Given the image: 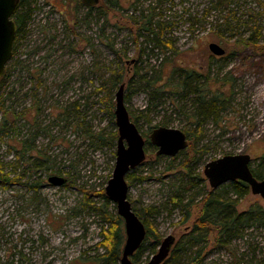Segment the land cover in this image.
<instances>
[{
	"label": "rangeland",
	"instance_id": "374dc122",
	"mask_svg": "<svg viewBox=\"0 0 264 264\" xmlns=\"http://www.w3.org/2000/svg\"><path fill=\"white\" fill-rule=\"evenodd\" d=\"M118 4L109 14L97 8L86 18L88 7L82 0L32 3V18L0 81L7 119L27 111L16 118L19 132L6 135L0 109V264H120V258L108 259L110 250L104 242V231L111 232L112 226L108 216L118 215L117 205L105 197L116 163L110 137L118 129L109 100L99 90L101 75L106 77L110 69L124 67L126 80H133L126 104L146 139L145 160L127 174L133 179L126 175L128 198L142 217L143 209H154L147 217L161 241L171 234L175 243L183 238L200 215L199 202L207 191L230 192V182L216 189L210 186L204 175L207 162L248 153L252 170L264 165V0H118ZM142 10L153 15L159 44L148 40L154 35L142 28ZM130 16L137 22L131 25ZM253 32L256 47L237 44L230 52L235 40ZM212 42L226 53L214 55L209 49ZM111 44L126 51L122 61ZM133 59L136 62L127 63ZM182 69L210 72V91H216L224 77L231 78L232 84L222 88L231 97L230 104L219 121L196 126L194 95L181 88L173 92L183 79ZM141 75L150 80L160 77L157 83L167 86L153 96ZM160 125L191 132L189 146L173 157H158L148 135ZM34 135L33 149L23 153V140ZM199 174L205 180L197 183L195 203L180 222L185 213L173 207L171 198L181 189L187 201L194 192L188 191V182ZM52 175L64 176L67 182L52 185L48 181ZM256 204L264 208V198L249 190L237 208L243 211ZM121 229L123 248L124 219ZM150 255L147 250L139 262ZM179 255L187 261L196 255L195 248ZM197 259L199 264H264V215L228 246L209 243Z\"/></svg>",
	"mask_w": 264,
	"mask_h": 264
},
{
	"label": "trees",
	"instance_id": "16d2710c",
	"mask_svg": "<svg viewBox=\"0 0 264 264\" xmlns=\"http://www.w3.org/2000/svg\"><path fill=\"white\" fill-rule=\"evenodd\" d=\"M35 1L36 0H21L20 6L16 14L14 15L15 22L18 25L14 54L17 50V42L24 35L25 27L28 21L32 18V14L35 9L32 8V3ZM223 1L224 0H220V2ZM116 6H119L118 0H101L97 6L88 7L86 18L89 17L91 15V12L97 8H102L103 14H109L116 10L114 9ZM136 9L138 8L135 7V10ZM129 18L131 25L137 22V20L133 16H130ZM140 18L143 22L142 28L148 33V35H154L152 38L148 36V40H155L159 44L161 41L157 38L158 32L153 27V15H144V10H142ZM129 21L127 20V22ZM155 24L158 25L160 29H162L160 22H156ZM254 35L255 32H253L245 39L235 40V42L232 43L233 47L230 52L236 51L237 44H243L245 47H256L257 43L253 39ZM165 45L167 46L168 44L165 43ZM110 47L114 50L120 61H122L123 58L127 56L126 51L122 53V51L120 52L116 50L113 44H111ZM144 52V49L141 50L139 52V57L141 56V53ZM135 72L139 74V69H137ZM182 73L183 79L180 83L177 84L176 89L173 92L178 93L179 91L177 89L181 88V90H183L184 92L194 95L193 104L195 108V114L193 118L196 126L200 127L205 121L210 119L219 121L221 119V113L225 111L230 104L231 97L225 95V92L222 88H224L227 84H232L231 78L229 76L224 77L220 86L221 88L219 87L216 91H210V72L208 74H205L201 70L182 69ZM105 75L106 74L104 73L101 75L103 76V78L99 90L103 91L105 93V98L109 100L111 114L115 119V114L113 111V107L115 106L114 92L118 90L122 83H125V102L127 103L129 101V96L126 94V91L129 89V87H131L133 80L131 78L129 79V81L126 80V70L124 67L115 70L110 69L109 74L106 77ZM141 76V78L146 81V85L152 88L151 94L153 96L161 93L162 90H164L167 86V83L164 85L157 83L159 82V80H161L160 77H158L156 80H150L146 75ZM2 79L3 77L0 78V81ZM215 83H217V81H215ZM0 109L4 111L3 113L5 115L1 125V130L6 135H9L10 133L16 131L19 132L15 124L16 118L20 115H25L27 111L24 110L19 112V114H15L14 119L9 121L7 119V111L2 105V101H0ZM135 123L140 129L138 123ZM187 135L190 136L191 132H187ZM117 139L118 130H115V132L110 137V144L115 147ZM32 140H35V135L31 139L23 140V153L30 152L33 149ZM157 156L159 157L158 154ZM252 171L257 178L262 179L264 177L263 164H261L259 170ZM127 178L131 180L133 179V175L129 174L127 175ZM204 180L205 179L202 178L200 174L197 176H193L192 180L188 182V191H194L197 183ZM228 185H230L231 187V190L228 193H219L213 190L207 191L205 196L202 197L199 202L201 203L200 215L194 220L190 230L184 233L183 238L175 243L169 257L162 264H199V260L197 258L202 254L205 246H207L209 243L213 244L214 246H228L233 242V240L244 235V231L247 226H250L255 221L259 220L262 215H264V208L259 204L252 205L248 209L243 211L238 210L237 205L239 204L240 198L250 190V187L246 182L235 180L228 183ZM197 195L198 192L194 191L192 195L188 197V200L185 201V193L183 194V192H181V189H178V191L171 198L173 207L181 208L185 213L184 218L180 222H184L188 218L191 209L190 207L195 203ZM105 197L108 198L106 195ZM134 210L144 222L147 230L145 240L133 255V260L139 262L147 250L150 251L151 255H153L157 251L158 246L161 243V236L159 232L151 226V222L147 217L149 214L154 212V209L152 207L143 209L142 215L145 217H142L135 208ZM108 219L112 221V226L109 229L111 232L104 231V234L106 235L104 242L110 250L108 259L115 260V258H120L122 255L121 246L123 242V234L121 229V222L123 221V218L118 214L115 218L109 215ZM212 237L213 240L211 239ZM194 248L196 255L190 259H187V261H182L183 259H181V255H179L180 252H187L189 250H194ZM151 255L148 257V259L151 257Z\"/></svg>",
	"mask_w": 264,
	"mask_h": 264
},
{
	"label": "water",
	"instance_id": "95a60500",
	"mask_svg": "<svg viewBox=\"0 0 264 264\" xmlns=\"http://www.w3.org/2000/svg\"><path fill=\"white\" fill-rule=\"evenodd\" d=\"M101 0H82L86 6H96ZM21 0H0V78L6 73V65L14 55V42L17 24L14 15ZM214 55L223 56L224 47L216 42L209 44ZM135 59L129 62H134ZM118 139L116 144V163L113 176L105 188L107 197L117 205L118 214L124 219L126 240L122 248L120 264H162L170 255L176 237L166 236L158 246L157 251L144 262L133 260V255L145 240L147 230L144 222L138 216L128 198L130 186L126 175L140 165L146 158V139L132 120L125 102V83H122L115 93L114 109ZM149 141L157 147L158 155L175 156L189 146L188 135L180 128L160 125L152 129ZM251 156L248 153L225 154L207 162L204 175L213 189L226 182L241 180L246 182L255 195L264 198V177L257 178L250 166ZM50 184L64 185L67 178L52 175L48 178Z\"/></svg>",
	"mask_w": 264,
	"mask_h": 264
},
{
	"label": "flooded vegetation",
	"instance_id": "af4514ba",
	"mask_svg": "<svg viewBox=\"0 0 264 264\" xmlns=\"http://www.w3.org/2000/svg\"><path fill=\"white\" fill-rule=\"evenodd\" d=\"M84 4V3H83ZM85 5V4H84ZM97 6V5H96ZM87 7H92V6H87ZM16 14V13H15ZM14 17V16H13ZM15 20V19H14ZM17 24V23H16ZM17 30H18V25H17ZM16 35H17V33H16ZM16 39V38H15ZM14 48H15V42H14ZM6 74V73H5ZM4 74V75H5ZM4 77V76H3Z\"/></svg>",
	"mask_w": 264,
	"mask_h": 264
}]
</instances>
